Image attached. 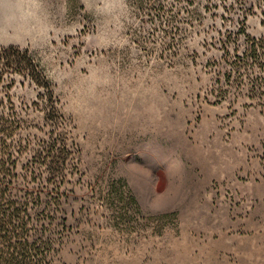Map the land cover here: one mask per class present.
Segmentation results:
<instances>
[{
	"label": "rangeland",
	"instance_id": "374dc122",
	"mask_svg": "<svg viewBox=\"0 0 264 264\" xmlns=\"http://www.w3.org/2000/svg\"><path fill=\"white\" fill-rule=\"evenodd\" d=\"M255 2L0 0L30 59L0 67V150L42 264H264Z\"/></svg>",
	"mask_w": 264,
	"mask_h": 264
},
{
	"label": "trees",
	"instance_id": "16d2710c",
	"mask_svg": "<svg viewBox=\"0 0 264 264\" xmlns=\"http://www.w3.org/2000/svg\"><path fill=\"white\" fill-rule=\"evenodd\" d=\"M140 5L142 6V3H140ZM157 9L160 10V7H157ZM157 9L151 8L150 6L147 11L150 15L154 10L158 11ZM247 11L251 13L260 11L262 24L264 25V0H256ZM244 34L247 38L246 57L243 59L239 57L234 63L239 65L243 63L246 64L250 61L251 64L256 65L261 71L264 69V35L257 38L245 32ZM15 54L14 56H9L6 54L5 50L0 51V67L12 64L8 62L10 59H12V62L16 64L17 67H19V64H21L24 59L27 58L28 61L30 60L28 56H26L27 53L17 50ZM256 79L264 83V74L263 77H257ZM1 120L4 121V119ZM1 125L2 123H0V126ZM3 145L4 144H2V146ZM40 152L38 158L44 160V165H47L48 173L54 178H58L59 176L54 172L60 170L64 162L61 146H57V144L54 143L53 146L46 147ZM5 154L6 153L0 150V264H42L44 260V250H42L41 245H38L39 241L33 240L30 242L32 236L29 238V234L25 233L27 215L23 216L21 214L26 211L22 208L30 204L32 199H34L33 194H31L32 199L26 196L16 197L11 194V185L13 184L11 179L14 177L13 171L16 169V164H14V162L13 164H9L11 154L8 153L9 158L7 159L3 156ZM40 244L43 243L40 241Z\"/></svg>",
	"mask_w": 264,
	"mask_h": 264
}]
</instances>
